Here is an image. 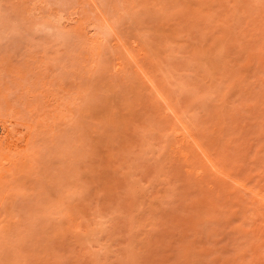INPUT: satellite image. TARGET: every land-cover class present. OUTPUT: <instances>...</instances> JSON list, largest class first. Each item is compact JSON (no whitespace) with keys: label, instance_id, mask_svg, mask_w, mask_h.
<instances>
[{"label":"rangeland","instance_id":"rangeland-1","mask_svg":"<svg viewBox=\"0 0 264 264\" xmlns=\"http://www.w3.org/2000/svg\"><path fill=\"white\" fill-rule=\"evenodd\" d=\"M0 120V264H264V0H0Z\"/></svg>","mask_w":264,"mask_h":264},{"label":"bare ground","instance_id":"bare-ground-1","mask_svg":"<svg viewBox=\"0 0 264 264\" xmlns=\"http://www.w3.org/2000/svg\"><path fill=\"white\" fill-rule=\"evenodd\" d=\"M199 3V2H198ZM78 21V20H77ZM107 22V21H106ZM76 23V22H75ZM77 24V23H76ZM79 24V26H77L76 27V29H80V27H82V26H80V25H82L81 23H78ZM108 24V23H107ZM111 26V25H110ZM109 26V27H110ZM113 27H111V29H112ZM78 29V30H79ZM82 30V28L80 29V31ZM113 31V30H112ZM136 40V39H135ZM122 42H124V41H122ZM127 44V43H126ZM133 44V43H132ZM123 45V44H122ZM137 45V44H136ZM138 46V45H137ZM125 47V45H123V48ZM132 47V46H131ZM126 48V47H125ZM130 50V49H129ZM128 51V50H127ZM132 52V51H131ZM130 51H129V54L131 53ZM138 52V51H137ZM132 54V53H131ZM130 57V56H129ZM131 59H132V61H134L135 63V65L137 66V68H138V70H140L141 72H143L144 73V69L142 68V66L141 65H139L140 64V62H138L139 61V59L137 60L134 56L133 57H131ZM116 64V67H119L120 65H121V63L120 62H117V63H115ZM115 67V68H116ZM142 73V74H143ZM145 75V74H144ZM143 75V76H144ZM147 77V76H146ZM147 80L149 81V83H150V85L153 87V88H155L156 89V85L154 84L155 82L153 81L152 82V79H150L149 77L147 78ZM154 89V90H155ZM162 90V89H161ZM156 91H158V89L156 90ZM159 92H161V91H158V92H156L157 94H158V96L160 97V99H161V101H163L165 104H167L168 102L166 101V99L164 98V96L165 95H161ZM168 105V104H167ZM170 105V104H169ZM167 106V112H170L171 114H173V116L175 117V119L177 120V122L182 126L181 128H177L176 130H175V136H176V138H177V141H176V145H177V147H176V149H177V151L179 152V154L182 156V157H186V153L181 149V147H182V145H183V143H187L190 147H192L193 148V150L195 149L197 152H198V154L202 157V159H203V161L204 160H206L209 164H210V166H211V168L213 169L212 171H214L215 173H217L218 174V176L219 175H221V176H223V177H225V178H227V179H230V180H233L234 181V183L235 182H237L238 184L237 185H240L241 187H243V188H245L246 190L247 189H249V187H247L246 186V184L245 183H242V182H239V181H237V180H234L233 178L234 177H231L232 176V174L230 175L229 173H226V171L223 169V168H221L220 166H218L217 165V163L213 160V158L211 157V154H210V152H208V150H207V148H205L203 145H202V143L200 142V141H198V139L194 136L195 134H193L192 132H191V130H189L187 127H186V125L184 126L182 123H184V122H181L180 121V118H178V115H176V112L173 110V108L172 107H170V106ZM182 120V119H181ZM182 121H184V120H182ZM7 122H8V120L7 121H5V120H0V143H2V142H6V141H8L10 138H11V135H12V131L8 128V126L11 124V122H8L9 124H7ZM178 124V125H179ZM25 125V124H24ZM188 125V124H187ZM27 126V125H26ZM30 128V131L28 130V132L26 133V134H24V135H22V136H20L18 139H20L19 141V145L17 146V152L19 153V154H21V161L23 162V161H25V159L29 156V151H30V142H31V126H29ZM28 129V128H27ZM14 130V129H13ZM33 130V129H32ZM18 131V130H17ZM20 131V130H19ZM193 131V130H192ZM23 133V132H22ZM32 133H33V131H32ZM17 139V140H18ZM213 156V155H212ZM218 163H219V161H217ZM211 171V172H212ZM228 171V170H227ZM202 172L199 170V172H197L196 174H197V176H203V174H201ZM216 174V175H217ZM201 178V177H200ZM219 178V177H218ZM222 178V177H221ZM220 179V178H219ZM237 179V178H236ZM226 182V181H225ZM255 197L257 198V201H258V203H259V205H260V207L262 208V209H264V189H262V190H260V191H256L255 192Z\"/></svg>","mask_w":264,"mask_h":264}]
</instances>
